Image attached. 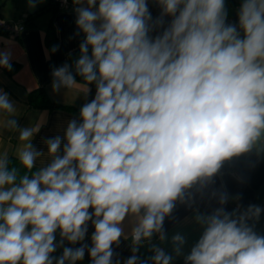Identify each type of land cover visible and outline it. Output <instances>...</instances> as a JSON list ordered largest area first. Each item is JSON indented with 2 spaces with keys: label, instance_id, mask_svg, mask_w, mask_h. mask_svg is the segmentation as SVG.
<instances>
[{
  "label": "clouds",
  "instance_id": "obj_1",
  "mask_svg": "<svg viewBox=\"0 0 264 264\" xmlns=\"http://www.w3.org/2000/svg\"><path fill=\"white\" fill-rule=\"evenodd\" d=\"M73 3L84 39L74 65L53 68L52 88L87 95L94 83L96 93L80 122L45 141L46 166L32 171L45 155L31 143L39 125L20 128L0 90V134L19 132L16 156L27 170L19 176L0 153V264H76L86 250L92 264H112L126 217L133 255L124 264H138L142 241L166 239L165 217L192 199L189 190L210 184L225 161L264 151V0H243L238 26L227 23L225 0H157L156 21L147 0ZM164 16L168 27L150 36ZM10 56L0 53L9 71ZM227 202L221 193L220 207L196 215L203 232L185 264H264V236L248 224L261 208L228 212ZM89 221L92 246L65 247L85 240ZM172 241L179 255L185 238ZM153 250V264H170L171 255Z\"/></svg>",
  "mask_w": 264,
  "mask_h": 264
},
{
  "label": "crops",
  "instance_id": "obj_2",
  "mask_svg": "<svg viewBox=\"0 0 264 264\" xmlns=\"http://www.w3.org/2000/svg\"><path fill=\"white\" fill-rule=\"evenodd\" d=\"M242 2L243 0H225L227 23L238 26V12ZM75 7L73 0H70L68 8H60L54 0H43L35 7H29L28 0H0V17L25 26L16 37L0 33V53L10 52L12 65L11 71L0 67V90L6 92L14 103L17 111L12 118L17 120L20 128L39 125V130L34 134L31 143L45 155L37 159L36 170L50 163L45 141L55 136L63 138L68 122L72 119L80 122L81 107L94 99L96 93L95 85L88 86L91 91L87 95L66 88H61L59 91H53L52 88L53 68L61 67L78 58L74 53L79 49L81 33L75 23ZM149 11L153 21H156L162 16L163 10L156 0L149 7ZM29 14H32V18L26 23L25 16ZM171 19L164 16L163 24L154 26L149 35L155 37L161 34L168 27ZM49 31H52L56 37V44L53 47H49L46 42ZM54 47L56 51L52 50ZM73 54L74 57L69 61ZM76 80L77 83H84L83 80ZM38 90L45 92L60 107L48 108L41 98H37ZM30 94L36 99H30ZM18 136V131H3L0 134V153L7 151L8 157L17 158L16 152L23 143L19 141ZM63 142L66 141L62 140V147ZM189 192L192 199L187 200L186 197L185 203L177 201L172 213L165 217L163 229L166 239L161 241L159 234H154L150 240L142 241L136 253L139 257L138 264L145 261L147 264H153L151 260L154 255L153 246L163 249L166 254L173 257L170 264H185V257L190 254L191 248L198 242L203 232L202 226L196 222L195 217L197 214H210L220 207L219 194L227 193L228 202L224 208L228 212L234 209L244 211L250 205L264 201V151L258 154L253 150L225 161L210 184L203 189L194 187ZM213 193L216 195L213 196ZM89 211L93 210L89 209ZM262 220L264 217L259 216L258 219L248 220V224L252 226L253 222ZM122 227L124 236L121 237L118 246L113 245L112 264H116L117 260L120 264H124L133 255L130 239L133 222L130 217H126ZM94 231V226L89 221L85 240L76 244L65 240L64 246L75 248L87 244L90 248L91 235ZM177 234L185 238V244L179 255L174 251L176 245L172 241V237ZM60 240L57 230L56 242L59 243ZM62 252L63 247H58L52 255L59 257ZM76 264H92L87 250L84 258Z\"/></svg>",
  "mask_w": 264,
  "mask_h": 264
},
{
  "label": "trees",
  "instance_id": "obj_3",
  "mask_svg": "<svg viewBox=\"0 0 264 264\" xmlns=\"http://www.w3.org/2000/svg\"><path fill=\"white\" fill-rule=\"evenodd\" d=\"M55 2V1H54ZM148 2V7H150L151 5L154 4V2H156V0H147ZM56 3V2H55ZM32 18V14H29L26 16L25 18V22L28 23L29 20ZM26 25V24H25ZM84 39V36H83V33H81V36H80V43L82 42V40ZM47 45L49 47H53L55 44H56V37L54 35V33L52 31H49L48 33V37H47ZM91 53V49H89V54ZM75 56L78 55L79 57V49L74 53ZM74 54L70 56L69 58V61L70 59H72V57H74ZM76 60V59H75ZM73 60V61H75ZM71 61V62H73ZM71 62H68L71 63ZM76 79L78 80H83V78L79 75H77L76 73H74ZM95 84H91V86L93 87ZM37 95L38 97L37 98H41V101H43L45 103V105L48 106V108H55V107H60L59 104L55 103L54 101H52L45 92H43L42 90H38L37 92ZM30 99L34 98L32 94H30ZM36 99V98H34ZM9 168H16L17 171H18V175L19 176H22L26 173V169L23 168V166L20 164L18 158H16L15 156H9ZM32 171H36V167L34 166L33 170ZM29 175H31V173H28ZM261 203H256L255 206H260ZM261 217H264V213L262 212L260 214ZM254 224L252 225L255 232L258 234V235H261V236H264V220H262L261 222H253Z\"/></svg>",
  "mask_w": 264,
  "mask_h": 264
},
{
  "label": "built area",
  "instance_id": "obj_4",
  "mask_svg": "<svg viewBox=\"0 0 264 264\" xmlns=\"http://www.w3.org/2000/svg\"><path fill=\"white\" fill-rule=\"evenodd\" d=\"M60 8H68L70 6V0H54ZM26 17V16H25ZM25 28L24 24L19 22H10L0 17V33L10 35L12 37L18 36V34ZM261 213H264V201L260 206ZM131 239V235H130ZM132 240V239H131Z\"/></svg>",
  "mask_w": 264,
  "mask_h": 264
},
{
  "label": "water",
  "instance_id": "obj_5",
  "mask_svg": "<svg viewBox=\"0 0 264 264\" xmlns=\"http://www.w3.org/2000/svg\"><path fill=\"white\" fill-rule=\"evenodd\" d=\"M75 61H76V60H75ZM75 61L69 63V65H74V64H75ZM72 71H73V74H74V73H75L74 67H73Z\"/></svg>",
  "mask_w": 264,
  "mask_h": 264
}]
</instances>
